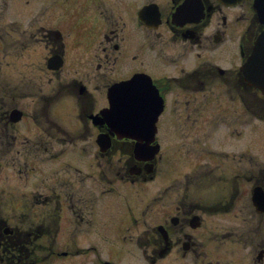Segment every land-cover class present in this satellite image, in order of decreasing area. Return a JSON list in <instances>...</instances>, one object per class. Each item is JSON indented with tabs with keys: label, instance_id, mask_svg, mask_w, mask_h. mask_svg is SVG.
Masks as SVG:
<instances>
[{
	"label": "flooded vegetation",
	"instance_id": "af4514ba",
	"mask_svg": "<svg viewBox=\"0 0 264 264\" xmlns=\"http://www.w3.org/2000/svg\"><path fill=\"white\" fill-rule=\"evenodd\" d=\"M35 2L0 9V61L7 77L32 67L55 79L53 94L36 96L40 127L43 115L54 125L52 105L66 99L72 108V98L90 126L109 87L135 75H149L163 99L156 136L165 197L156 224L165 229H138L128 203L129 217L103 226L101 264H264V149L250 148L246 126L250 114L264 119V94L239 68L264 31L256 9L264 0ZM117 136L119 148L131 141Z\"/></svg>",
	"mask_w": 264,
	"mask_h": 264
},
{
	"label": "rangeland",
	"instance_id": "374dc122",
	"mask_svg": "<svg viewBox=\"0 0 264 264\" xmlns=\"http://www.w3.org/2000/svg\"><path fill=\"white\" fill-rule=\"evenodd\" d=\"M20 1V2H18ZM16 3H18L19 7L16 6ZM20 3L22 7H20ZM30 6H25L22 2V0H11L10 6L7 7L10 9V13L15 11L16 8H32L37 5L36 2L34 3H28ZM0 9H6L4 8V3L0 0ZM14 17H17L16 15ZM31 61V60H30ZM33 65L32 63L30 64ZM26 72L29 73L28 65L25 68ZM31 74H27L26 76L20 77V76H11L9 77V80L12 81V84H20L25 82H31L34 80L36 84V91H38V94H53V85H41L37 87V84L39 83L37 75L35 71L30 69ZM49 78L48 76H44V79ZM31 79V80H30ZM44 82V81H41ZM45 83V82H44ZM41 87V89H40ZM19 101V99H18ZM65 102V101H64ZM60 101H57L54 104V107H60L59 105ZM19 107L23 109L26 114H29L30 116L25 119H21L19 125H16V132L18 133L19 139H36L37 133H39V129L36 127L35 122L33 120L34 111H35V101L33 97H27V99H21L18 103ZM41 105V101L39 102ZM42 106V105H41ZM64 106V105H63ZM62 106V107H63ZM74 112V111H73ZM53 115V112H51ZM61 120L57 115L55 117L56 120L59 122L64 123L66 119H68L70 116H73L70 120L73 122L70 123L69 120L67 121L68 125L72 128V133L75 134L78 132L81 128V125L76 127L78 124L75 121L76 116L75 114H64L63 113ZM256 126L257 128H262V123L260 120H257L256 117H254L252 114L249 115V118L246 122L247 125ZM242 127L243 125L240 124ZM221 127V126H220ZM219 127V128H220ZM78 130V131H77ZM221 129H219L220 131ZM252 130V127H251ZM250 130V131H251ZM252 132V131H251ZM252 136V134H251ZM71 137V136H70ZM74 141L72 144H70L67 147L66 144H58L56 143L53 147V152L59 151L61 149H67L64 153L61 155H58L56 159H51V156H46L44 160H41L39 158L36 159L37 165L35 166V169L31 170L30 172H27L31 169L29 167L26 171L23 172V174L28 173L27 175H23L22 178H19V173L17 172V168L9 165L8 167H5L3 169H0V194H4V202H2L3 206L5 205L8 209L7 214L13 215L12 224H14L15 216L22 213L23 211L21 208L23 207V202H18L17 199L24 200L25 197L28 195L30 198L33 196H36L39 192H45L44 195L48 194L50 192L47 191L49 188L56 184L55 179L58 181L59 178H61V182L57 184V190L60 192L61 188L64 190V192H72L73 188L69 187H62V183H66V181L70 182V185L73 184L74 186V193L75 198L84 199L85 203L91 204L89 208H85L82 211V218L83 223L79 225V221L77 220V216H71L69 214L68 208L66 203L63 205L62 208V229L65 231V233L61 234L59 236V240L63 241L64 239H68L69 235L76 233L79 235L80 233L84 235V238L82 241L89 243H83L86 246H89V248L85 247L86 250L89 251L88 254L95 255L96 251L98 252L101 250V220L104 219L105 215H102L101 219V205L104 206L107 202H112L113 205L110 207V210L113 211V213H119L118 207L121 205V203L118 201L117 198L120 197H133L136 198L138 202H142V206L140 204L137 205V217L139 220H147L148 222H152V224H155L156 222H159L161 218L163 217V211H162V198H163V177L161 176V171L158 170L157 177L153 181L149 182H143V184L140 185V183L131 185L130 183H124L121 182L116 178V175L110 171V168L107 166V159H101L98 157V145L93 138H88L84 140H78L73 137ZM245 140V139H244ZM174 143L177 142V138L175 137L173 139ZM251 141V140H250ZM253 141H251L252 143ZM261 145V140L258 143L257 140V147ZM80 148H85L86 153L88 155L83 154L82 150ZM231 147L228 146V150ZM49 155H52V151ZM41 160V161H40ZM44 161L45 163H41ZM113 167L115 170H119L124 163V160L120 159V156H115L113 158ZM101 163V176L104 179H110L111 183H108L107 180H102L101 183L99 182V166L98 164ZM173 166V163L170 164ZM64 167V168H63ZM8 177V178H7ZM41 183V184H40ZM38 189H36V188ZM109 187H112L113 190ZM48 188L47 190H45ZM24 192H27L25 194ZM34 201V200H32ZM17 203V204H15ZM149 203V205H148ZM151 203V204H150ZM145 204V206H143ZM148 205V208L146 207ZM21 208H19V207ZM148 209V210H147ZM147 211V213H146ZM39 212H37L38 214ZM80 213V212H79ZM144 213V214H142ZM15 215V216H14ZM146 218H143L145 217ZM81 217V216H80ZM109 217V214H107V218ZM106 218V219H107ZM17 220V219H16ZM95 221V222H94ZM141 221H139L140 223ZM32 225H35L34 221H30ZM16 225V224H14ZM137 228L141 229L143 227L139 226L137 224ZM70 240L72 238L70 237ZM68 245L66 243L58 244V249H67ZM95 248V249H94ZM55 258V259H54ZM98 257L95 261H98ZM68 261V260H67ZM66 261V258H60L59 256L53 257L52 263L49 264H69ZM85 261V260H84ZM81 262L80 264H87V261ZM67 262V263H66ZM76 263L77 261L75 259L71 260L72 263ZM101 264V263H98Z\"/></svg>",
	"mask_w": 264,
	"mask_h": 264
},
{
	"label": "water",
	"instance_id": "95a60500",
	"mask_svg": "<svg viewBox=\"0 0 264 264\" xmlns=\"http://www.w3.org/2000/svg\"><path fill=\"white\" fill-rule=\"evenodd\" d=\"M254 60L256 62L259 61V64L263 67V72L261 73V71H259L257 74H255L252 77L251 82L253 84H255L256 86L261 87L264 90V53L261 52V54L256 55ZM253 65L256 66V64H253ZM20 117H21V112L18 111L17 109L12 112V119L13 120L16 121ZM98 142H99L100 145L102 144V146H104V148L109 144V142L107 140H103L102 139L101 135H99ZM144 145L146 146L147 143H145Z\"/></svg>",
	"mask_w": 264,
	"mask_h": 264
}]
</instances>
